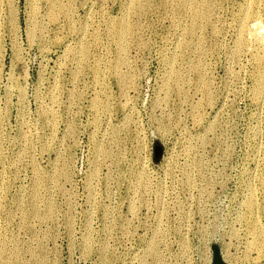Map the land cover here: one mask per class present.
<instances>
[{"label": "rangeland", "instance_id": "rangeland-1", "mask_svg": "<svg viewBox=\"0 0 264 264\" xmlns=\"http://www.w3.org/2000/svg\"><path fill=\"white\" fill-rule=\"evenodd\" d=\"M134 1L0 0V264H264V0Z\"/></svg>", "mask_w": 264, "mask_h": 264}, {"label": "bare ground", "instance_id": "bare-ground-1", "mask_svg": "<svg viewBox=\"0 0 264 264\" xmlns=\"http://www.w3.org/2000/svg\"><path fill=\"white\" fill-rule=\"evenodd\" d=\"M52 1H54V0H52ZM133 1V0H132ZM140 1V0H139ZM161 1V0H160ZM177 1V0H176ZM176 1H173V3L175 2L176 3ZM134 2H137L136 0L134 1ZM141 2L143 3V0H141ZM196 0H190V13H191V21L189 20V24H190V22H191V25L190 26H192V27H194L195 26V20H196V17H195V15H197V9L198 8H196V7H198L197 6V4H196ZM204 2V1H203ZM45 3V2H44ZM54 3V2H53ZM132 3V2H131ZM137 3H139V2H137ZM145 3V2H144ZM141 3H139V5H140ZM206 4V3H205ZM131 5H135V4H131ZM59 6V5H58ZM61 6H63V5H61ZM61 6H59V7H61ZM51 6L49 5V8H50ZM132 8L134 7V6H131ZM138 7V6H137ZM204 7V6H203ZM207 6L205 5V8H206ZM208 7H209V5H208ZM55 9V8H54ZM61 9V8H60ZM63 9V8H62ZM65 9V8H64ZM133 9H135V7L133 8ZM207 9V8H206ZM204 10L205 11V13L206 12H208V14L207 15H209L210 16V14H211V12L208 10ZM56 10V9H55ZM136 10V9H135ZM189 10V9H188ZM47 11H49V10H47ZM52 10H50V12H51ZM58 11V10H57ZM61 11V10H60ZM66 11V10H65ZM199 11H201V10H199ZM247 11V10H246ZM251 11V10H250ZM250 11H248L249 13H251ZM252 11H254L253 9H252ZM245 12V11H244ZM189 13V14H190ZM199 13V12H198ZM210 13V14H209ZM246 13V12H245ZM248 13V14H249ZM204 14V13H203ZM255 14V13H254ZM205 15V14H204ZM250 15V14H249ZM248 15V16H249ZM252 15V14H251ZM206 16V15H205ZM204 16V17H205ZM253 16H255V15H253ZM52 17H53V15H52ZM58 17V16H57ZM56 17V18H57ZM208 16H206V18H207ZM245 17L247 18V16H246V14H245ZM251 17V16H250ZM51 18V17H50ZM197 18H198V16H197ZM203 18V17H202ZM245 18V20L243 21V19H242V27L243 26H245V28L244 29H246V28H250V27H246V20H248V19H246ZM53 19V18H52ZM54 19H55V17H54ZM208 19V18H207ZM210 19V18H209ZM250 19V18H249ZM241 20V19H240ZM56 21V20H55ZM209 21V20H208ZM120 22V21H119ZM114 23V22H113ZM116 23V22H115ZM117 24V23H116ZM255 25L256 24H258V23H254ZM253 24V25H254ZM120 25V24H119ZM262 25V24H261ZM117 25H115V27H116ZM189 26V27H190ZM258 26H259V24H258ZM114 27V28H115ZM241 27V30L243 29ZM263 27V26H262ZM262 27H261V29H262ZM118 29H117V36H118V39L120 40V41H123L124 42V40L125 39H127L126 38V36H125V31H126V29H125V27L123 26V24H121L119 27H117ZM191 28V27H190ZM189 28V29H190ZM256 28H257V26H256ZM192 29V28H191ZM255 29V28H254ZM257 29H259V28H257ZM261 29H259V31H262ZM115 31V30H114ZM191 32V31H190ZM189 32V33H190ZM241 32V31H240ZM258 32V31H257ZM257 32H255V34H254V41H256V35H257ZM116 34V33H115ZM116 36V37H117ZM191 36V35H190ZM252 37V36H251ZM129 38V37H128ZM118 40V42H120ZM122 43V42H121ZM241 43V42H240ZM240 43H239V45H240ZM126 44V43H125ZM242 44H244V43H242ZM119 46H121V45H119ZM241 46V45H240ZM259 46V48L262 50L261 52L263 53L264 52V42H261V44H259L258 45ZM126 47V46H125ZM238 47V46H237ZM121 48V47H120ZM250 48V47H249ZM238 49V48H237ZM121 50V49H120ZM124 50V49H123ZM122 51V50H121ZM264 54V53H263ZM257 55V54H256ZM262 55V54H261ZM122 56V55H121ZM260 56V55H259ZM257 57V56H256ZM261 57V56H260ZM259 58V57H258ZM257 58V59H258ZM262 58V57H261ZM121 60V59H120ZM259 60H260V58H259ZM258 60V62L260 63V61ZM122 61H124V59H122ZM121 61V62H122ZM174 75V74H173ZM261 82L259 81V84H260ZM205 89H206V87H204ZM203 89V88H202ZM204 89V90H205ZM203 90V91H204ZM260 89H257L256 91L258 92ZM206 95V94H205ZM264 178V177H263ZM263 182H264V180H263ZM249 207H252V202H249V205H248ZM255 227L257 228H254V229H256V230H254L252 233H253V239H252V241H253V243H255L256 242V244L262 249V247L264 246V235L261 233V230H260V228H258V226L257 225H255ZM260 240V241H259ZM257 241H258V243H257ZM153 244V243H152Z\"/></svg>", "mask_w": 264, "mask_h": 264}]
</instances>
